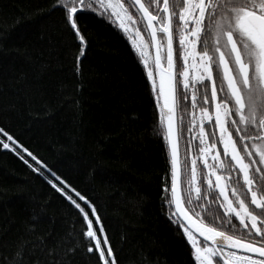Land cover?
<instances>
[{"label": "trees", "instance_id": "trees-1", "mask_svg": "<svg viewBox=\"0 0 264 264\" xmlns=\"http://www.w3.org/2000/svg\"><path fill=\"white\" fill-rule=\"evenodd\" d=\"M50 3L0 0V126L38 158L13 145L34 167L47 174L42 161L94 199L120 264H189L186 241L161 209L164 126L140 69L113 28L88 13L77 74L79 42L63 33ZM81 230L82 219L45 176L0 146V264H59ZM54 247L59 255L49 254ZM71 264L96 257L81 247Z\"/></svg>", "mask_w": 264, "mask_h": 264}, {"label": "snow or ice", "instance_id": "snow-or-ice-1", "mask_svg": "<svg viewBox=\"0 0 264 264\" xmlns=\"http://www.w3.org/2000/svg\"><path fill=\"white\" fill-rule=\"evenodd\" d=\"M49 8L79 42L77 74L88 43L80 19L88 13L113 28L140 69L164 126L161 209L186 241L189 264H264V0H51ZM13 145L38 160L0 126V146L45 176L82 219L59 264H71L81 247L96 264H120L94 199ZM49 254L59 255L55 247Z\"/></svg>", "mask_w": 264, "mask_h": 264}, {"label": "water", "instance_id": "water-1", "mask_svg": "<svg viewBox=\"0 0 264 264\" xmlns=\"http://www.w3.org/2000/svg\"><path fill=\"white\" fill-rule=\"evenodd\" d=\"M177 115V114H176Z\"/></svg>", "mask_w": 264, "mask_h": 264}]
</instances>
